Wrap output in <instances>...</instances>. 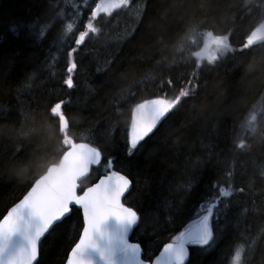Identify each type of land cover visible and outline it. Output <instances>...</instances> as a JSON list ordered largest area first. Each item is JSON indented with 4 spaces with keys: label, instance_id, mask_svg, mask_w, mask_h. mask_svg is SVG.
<instances>
[{
    "label": "trees",
    "instance_id": "trees-1",
    "mask_svg": "<svg viewBox=\"0 0 264 264\" xmlns=\"http://www.w3.org/2000/svg\"><path fill=\"white\" fill-rule=\"evenodd\" d=\"M102 2L110 0H0V218L62 157L52 105L64 102L75 142L123 158L136 105L170 99L198 74V95L166 116L130 166L116 165L132 181L123 202L145 221L131 240L144 242L143 258L153 257L198 219L210 185L227 186L232 172L233 187L245 192L230 198L227 234L211 247L191 245L189 259L233 264L243 247L244 264H264V40L239 51L264 21L262 0H252L251 11L240 7L244 0H132L111 16L101 11L92 20L101 31L90 33L74 54L78 67L68 88L67 49L75 45L67 24L86 30ZM44 24L50 27L41 37ZM208 31L228 35L236 51L216 52L211 64L197 57ZM251 114L257 131L243 132ZM241 139L244 149L238 147ZM103 174V167H94L78 192ZM194 176L199 180L189 193ZM81 227L80 210L57 223L41 241L38 264H63Z\"/></svg>",
    "mask_w": 264,
    "mask_h": 264
},
{
    "label": "snow or ice",
    "instance_id": "snow-or-ice-1",
    "mask_svg": "<svg viewBox=\"0 0 264 264\" xmlns=\"http://www.w3.org/2000/svg\"><path fill=\"white\" fill-rule=\"evenodd\" d=\"M131 3L132 0H110L107 4H96L91 11L89 22L83 25L86 30L74 29L72 23L67 24V33L72 35L71 43L75 45L67 49L69 75L64 83L68 88L74 87L71 74L78 67L74 54L82 51L81 46L85 45L90 33L99 34L101 31L94 26L92 20L101 11L111 16L113 10L123 9ZM261 6L264 7V0ZM144 7L146 9L147 5ZM240 7L251 11L252 0H244ZM48 27V24L41 26V37ZM15 30L13 28V31ZM262 30L264 24L246 38L239 51L243 53L246 49H251L256 40L264 39ZM76 31L78 35L75 34ZM193 34L195 35L194 29ZM204 38L205 51L211 45H215V52L236 51L231 48L228 35L216 36L212 31H208ZM189 39L194 40V37ZM196 56L202 57L203 53L197 52ZM215 60L216 56L213 54L208 58V63L211 64ZM242 66L241 63L240 67ZM168 83L173 82L170 80ZM185 83L187 87H181L178 94L170 99H148L136 105L129 129L124 133L123 158L119 153L105 157L98 147L75 142L69 136V119L63 110L64 102L52 105L50 114L55 118L54 126L61 134L64 146L62 158L58 164L48 167L45 174L36 178L22 199L7 209L6 214L0 218V264H38L41 238L49 233L50 229L54 230V226L57 222H62V218L68 219L79 209L83 211L82 233L78 242L71 248L67 264H146V261L147 264H152L151 256L146 259L141 256L143 241L129 242V233L134 229L138 231L145 221L138 216L137 211L122 203V198L128 192L132 181L128 174H122L116 165H120V168L130 166L136 154L143 148L142 142L153 133L157 125L174 109L178 111L179 107H183L182 101L198 95V74ZM260 119L264 121V114ZM256 122L257 116L251 114L241 126L242 131L255 133ZM238 147H246L242 139L238 141ZM93 165L103 167L104 174L98 178V182L79 194L78 181L86 176ZM227 176V186L219 181L210 185L209 192L200 203L198 219L175 236L172 242L163 245V251L156 258L155 264H193L189 259V245L211 247L218 238L227 234L229 210L234 211L230 198H234L235 192H245L244 187H233L234 173L228 172ZM198 180L197 176L190 178L186 191L190 193ZM243 254L244 248L240 247L235 252L233 264H244Z\"/></svg>",
    "mask_w": 264,
    "mask_h": 264
},
{
    "label": "water",
    "instance_id": "water-1",
    "mask_svg": "<svg viewBox=\"0 0 264 264\" xmlns=\"http://www.w3.org/2000/svg\"><path fill=\"white\" fill-rule=\"evenodd\" d=\"M165 118H166V117H165ZM165 118H164V119H165ZM164 119H163V120H164ZM163 120H162V121H163ZM162 121H161V122H162ZM161 122H160V123H161ZM160 123H159V124H160ZM159 124H158V125H159ZM158 125H157V127H158ZM154 130H155V129H154ZM153 132H154V131H153ZM150 135H151V134H150ZM90 146H91V145H90ZM61 158H62V157H61ZM58 163H59V162H58ZM58 163H55V164H58ZM55 164H51V165H49L48 167L53 166V165H55ZM95 166H96V165L90 166L89 172L86 174V176L80 178V180L78 181V184H79L80 181H82V180H84L85 178L88 177V175L90 174L91 169H92L93 167H95ZM48 167H47V168H48ZM47 168H46V170H47ZM46 170H45V172H44L43 174L46 173ZM43 174H41V175H43ZM41 175H40V176H41ZM95 182H98V179H97ZM95 182H93V183H95ZM93 183H92L90 186H92ZM30 186H31V185H30ZM90 186H87V187H90ZM87 187H86V188H87ZM86 188H85V189H86ZM85 189H84V190H85ZM130 189H131V185H130V187H129V190H130ZM27 190H30V187H29ZM129 190H128V192H129ZM128 192L125 193V196H126V194H127ZM25 194H26V192H25ZM80 194H82V192H81ZM125 196H124V197H125ZM22 197H23V196H22ZM22 197H21L20 199H22ZM124 197L122 198V203H123V199H124ZM20 199H19V200H20ZM19 200H18L17 202H19ZM17 202H16V203H17ZM16 203H15V204H16ZM15 204H14V205H15ZM123 204H124V203H123ZM14 205H12V206H14ZM124 205H125V204H124ZM12 206H11V207H12ZM125 206L128 207L127 205H125ZM75 207L78 208V206H75ZM9 208H10V207H9ZM9 208H8V209H9ZM80 213H81V217H82V225H83V211H82V209H80ZM4 214H6V212H5ZM1 218H2V217H1ZM62 220H63V218H62ZM57 223H59V222H57ZM50 230H51V229H50ZM81 233H82V228H81V231H80L79 235H80ZM47 234H48V233H46L45 236H46ZM131 234H132V232L129 233V237H128V238H129V242H130V243H136V242L130 241V236H131ZM45 236H44V237H45ZM44 237L41 238V241L43 240ZM78 237H79V236H78ZM76 242H78V238H77ZM76 242H75V243H76ZM171 242H172V241H171ZM75 243H74V244H75ZM168 243H169V242H168ZM165 244H166V243H165ZM72 247H74V245H73ZM72 247H71V248H72ZM188 249H189V246H188ZM162 251H163V246L160 248V250L158 251V253L156 254V256L152 259V264H155V260H156V258L160 255V253H161ZM70 255H71V249L69 250V252H68V254H67V257H66V259H65V262H64L63 264H67V258H68ZM141 256H142V249H141ZM38 258H39V254H38L37 260H38ZM146 264H147V261H146Z\"/></svg>",
    "mask_w": 264,
    "mask_h": 264
},
{
    "label": "rangeland",
    "instance_id": "rangeland-1",
    "mask_svg": "<svg viewBox=\"0 0 264 264\" xmlns=\"http://www.w3.org/2000/svg\"><path fill=\"white\" fill-rule=\"evenodd\" d=\"M261 24H264V21H262V22L257 26V28H260ZM257 28H256V29H257ZM262 32H264V30H262ZM255 43L257 44V43H259V42H255ZM201 52H204V51H202V49H201ZM210 53L216 55V52H215V46H214V48H213V51H210ZM212 54L209 55V54L206 52L202 57H203V59L208 60V58H209ZM202 57H201V58H202ZM201 58H200V59H201Z\"/></svg>",
    "mask_w": 264,
    "mask_h": 264
}]
</instances>
